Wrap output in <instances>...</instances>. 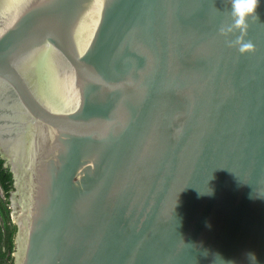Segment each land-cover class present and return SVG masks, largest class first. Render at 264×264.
<instances>
[{"label":"water","instance_id":"water-1","mask_svg":"<svg viewBox=\"0 0 264 264\" xmlns=\"http://www.w3.org/2000/svg\"><path fill=\"white\" fill-rule=\"evenodd\" d=\"M257 14L242 32L231 0H0L13 264H264Z\"/></svg>","mask_w":264,"mask_h":264},{"label":"trees","instance_id":"trees-1","mask_svg":"<svg viewBox=\"0 0 264 264\" xmlns=\"http://www.w3.org/2000/svg\"><path fill=\"white\" fill-rule=\"evenodd\" d=\"M13 189L12 174L0 158V264L14 263L16 226L12 222L9 196Z\"/></svg>","mask_w":264,"mask_h":264},{"label":"clouds","instance_id":"clouds-1","mask_svg":"<svg viewBox=\"0 0 264 264\" xmlns=\"http://www.w3.org/2000/svg\"><path fill=\"white\" fill-rule=\"evenodd\" d=\"M231 3L235 26L240 27L242 32L246 30L247 21L250 17L253 19H259L257 8L261 3V0H231ZM235 43L238 45L241 54H246L254 48V44L249 40H244L242 36L238 37ZM245 255L248 264H259L255 252L248 251ZM215 257H220L224 261V264H236V262L232 260L226 261L218 253L214 255V258Z\"/></svg>","mask_w":264,"mask_h":264},{"label":"rangeland","instance_id":"rangeland-1","mask_svg":"<svg viewBox=\"0 0 264 264\" xmlns=\"http://www.w3.org/2000/svg\"><path fill=\"white\" fill-rule=\"evenodd\" d=\"M10 207H11V206H10ZM11 211H12V210H11ZM11 218H12V222H14V221H13V217H12V215H11Z\"/></svg>","mask_w":264,"mask_h":264},{"label":"flooded vegetation","instance_id":"flooded-vegetation-1","mask_svg":"<svg viewBox=\"0 0 264 264\" xmlns=\"http://www.w3.org/2000/svg\"><path fill=\"white\" fill-rule=\"evenodd\" d=\"M4 167H5V166H4ZM12 180H13V179H12ZM12 190H13V189H12ZM12 190H11V191H12Z\"/></svg>","mask_w":264,"mask_h":264}]
</instances>
